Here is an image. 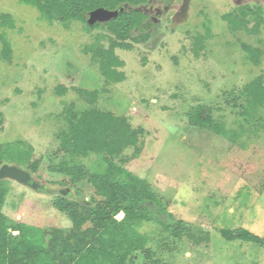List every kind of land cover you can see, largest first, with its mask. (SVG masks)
I'll list each match as a JSON object with an SVG mask.
<instances>
[{
  "label": "rangeland",
  "instance_id": "1",
  "mask_svg": "<svg viewBox=\"0 0 264 264\" xmlns=\"http://www.w3.org/2000/svg\"><path fill=\"white\" fill-rule=\"evenodd\" d=\"M242 7L254 14L246 16L247 29L232 30L222 16L240 15ZM142 10L153 25L132 32L125 42L130 50H115L126 78L107 84L90 53L117 41L106 27L51 24L20 0H0V16L14 20L12 28L0 23V144L9 162L37 165L33 176L41 186L8 182L2 211L10 231L26 224L46 241L55 231L68 238L79 233L69 213L56 207L57 197L102 198L87 179L73 182L58 169L68 163L99 174L108 157L71 155L61 148V136L70 121L98 110L142 130L136 147L110 161L150 186L174 216L164 221L184 227L175 236L157 221H142L138 231L148 237L151 256L137 251L125 264H264V246L222 236L223 230H247L264 239V109L247 117L242 95L264 76V56L253 65L243 48L264 50V25L255 13L264 19V0H151ZM141 33L148 38L134 42ZM1 37L10 43V60L2 56ZM199 105L210 108L225 135L190 124L187 114ZM91 227L86 222L80 231Z\"/></svg>",
  "mask_w": 264,
  "mask_h": 264
},
{
  "label": "trees",
  "instance_id": "2",
  "mask_svg": "<svg viewBox=\"0 0 264 264\" xmlns=\"http://www.w3.org/2000/svg\"><path fill=\"white\" fill-rule=\"evenodd\" d=\"M151 0H20L24 5L37 9L41 16L49 23L63 24L80 22L88 29L106 27L116 40L108 49L92 48V60L99 64V68L107 84L122 83L126 75L119 68L125 66L124 61L116 55L117 48L131 49L125 44L133 31L149 30L153 23L142 7ZM106 9L113 12L110 21L90 26L87 22L89 13L97 9ZM123 9V11H122ZM240 15L229 13L222 16L232 30L246 28V16L254 14L249 7L240 8ZM118 14H117V13ZM257 14L260 25H264L260 13ZM3 27H14V20L8 14L0 16ZM247 29V28H246ZM148 38L140 34L133 38L139 43ZM3 43L2 56L10 60L12 50L6 38L1 37ZM200 45L203 37L196 40ZM249 61L253 65L260 64L264 50L243 45ZM93 99L96 93H89ZM246 98L247 117L251 110L264 109V76H258L248 83L242 92ZM189 122L198 129H210L225 135L224 127L216 125L210 108L199 105L187 114ZM4 116L0 111V131L3 129ZM142 130H135L125 117H118L110 112L92 110L84 112L70 121L68 131L61 136V148L74 156H87L89 154L106 155L108 166L103 173H88L78 166L70 167L63 163L58 169L61 173L72 178L73 182L87 179L96 195L102 198L99 202H85L84 199H68L67 196L57 197L56 207L68 212L74 224L79 229L73 237H62L55 231L49 241L40 229L20 224L10 231L3 206L7 196L9 180H0V264H125L128 257L137 252L146 250L149 239L139 233L138 228L142 221H157L167 232L177 236L184 231L183 223L177 221L172 224L164 221L167 217L171 221L174 216L161 204L158 196L143 180L127 174L124 170L111 162L120 156L129 147H136ZM7 149L0 144V167L9 162ZM33 175L37 165L23 167ZM123 213L124 218L117 220V215ZM90 222L92 227L81 232V227ZM13 232H18L14 235ZM227 240H240L264 246V239L247 230L222 231ZM71 238L75 242H71ZM150 251L146 250V257L150 258Z\"/></svg>",
  "mask_w": 264,
  "mask_h": 264
},
{
  "label": "water",
  "instance_id": "3",
  "mask_svg": "<svg viewBox=\"0 0 264 264\" xmlns=\"http://www.w3.org/2000/svg\"><path fill=\"white\" fill-rule=\"evenodd\" d=\"M112 17L113 12L100 8L88 14L87 22L90 26H94L96 23H106L110 21ZM0 180L13 181L33 190H38L40 187V184L34 179L33 174L29 170L24 169L18 165H2L0 167Z\"/></svg>",
  "mask_w": 264,
  "mask_h": 264
},
{
  "label": "flooded vegetation",
  "instance_id": "4",
  "mask_svg": "<svg viewBox=\"0 0 264 264\" xmlns=\"http://www.w3.org/2000/svg\"><path fill=\"white\" fill-rule=\"evenodd\" d=\"M41 187V186H40Z\"/></svg>",
  "mask_w": 264,
  "mask_h": 264
}]
</instances>
